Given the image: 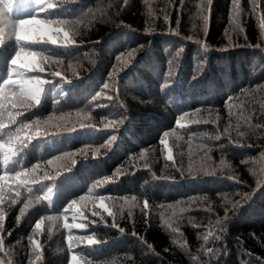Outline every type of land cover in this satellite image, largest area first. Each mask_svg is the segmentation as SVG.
I'll return each mask as SVG.
<instances>
[{
  "label": "trees",
  "instance_id": "16d2710c",
  "mask_svg": "<svg viewBox=\"0 0 264 264\" xmlns=\"http://www.w3.org/2000/svg\"><path fill=\"white\" fill-rule=\"evenodd\" d=\"M0 11V264H264V0ZM33 18L73 43L17 45L15 22ZM21 46L39 68L11 64Z\"/></svg>",
  "mask_w": 264,
  "mask_h": 264
},
{
  "label": "snow or ice",
  "instance_id": "6c2138e0",
  "mask_svg": "<svg viewBox=\"0 0 264 264\" xmlns=\"http://www.w3.org/2000/svg\"><path fill=\"white\" fill-rule=\"evenodd\" d=\"M210 2V0H209ZM233 3H237V0H233ZM49 8H54L56 7L55 3H51L48 5ZM18 27H19V31L16 33V38L15 41L17 43V45H20L21 42H26L27 45L32 46V45H37L40 43H46V42H50L51 44H57L58 43V36L54 35V33L59 34V33H63V45L67 46L71 43H73V41L70 39V35L68 31H65L64 28L62 27H53V24H59L61 22L56 21H45V20H39V19H23L20 20L18 22H15ZM32 26H37L35 29L32 28ZM46 38V39H45ZM0 44H3L2 39H0ZM41 55V53L36 52V51H31V52H25L24 51V47L21 46L19 51H17L14 55V58H12L11 60V64L12 65H20V67L23 68H28L29 70H36L37 68H39V65L35 64V63H29V64H23L21 63V58L22 57H26V58H31L32 61H35L37 59V57H39ZM129 57L132 56V53L130 52ZM121 59H123L121 57ZM41 71L43 70L42 68L40 69ZM53 75H57L59 76L60 73L56 72L53 73ZM113 76H115V70L113 71ZM10 82V79H6L4 81V84L7 85ZM29 83L34 84V87L29 91L28 93V98L32 101L35 102V104H39L40 102V98H41V93L43 92L44 88H43V84L45 83V81L40 80L39 78H37L35 81H31ZM110 87V85L108 83H105L103 88L104 89H108ZM101 95H103V93H101ZM181 119H184L183 117H181ZM122 122V121H121ZM194 123H199L200 121H193ZM206 122V121H205ZM36 124H39V121L35 122ZM31 127V125H22L21 128H29ZM180 127H184L183 124H180ZM0 128H3V124L0 123ZM18 132L20 131V129L17 130ZM11 135H15V134H10V138ZM36 135H40V133H36ZM169 133L165 132L164 133V137L165 139L161 140V143L164 145H167V137H168ZM32 137L29 136L27 137V139H31ZM217 139H219V137H216ZM116 140L115 136H112L111 141H109V145ZM21 141L23 142V138H21ZM108 145H106L107 147ZM5 148V144L4 143H0V150H3ZM9 152H11L12 155H15V152H12L11 148L8 149ZM97 151H99L97 149ZM9 155L5 154L3 157V163L5 165H7L9 163ZM167 159L171 160L172 159V151L169 148L168 149V155H167ZM49 164L52 163V161H48ZM37 168L40 167V165L36 166ZM34 171V169H33ZM17 176H19V173L17 174ZM46 179H48L49 177H45ZM5 179L4 177H0V180ZM29 191H31V189H29ZM49 193H51V189L48 190ZM83 199V198H82ZM104 197L100 196L99 200H100V207L104 208L106 211H108V214L111 216L112 212L107 208V206L104 203ZM48 200H50V196L48 198ZM147 206V204H145V207ZM25 207H27V205H25ZM74 207H77V201L73 200L69 205L68 208L72 209ZM77 211H79V208L77 207ZM24 214V210H21V215ZM2 221H3V216L0 215V227H2ZM43 224V220H41L39 223L35 224V229H40L41 225ZM115 226V225H113ZM65 228L68 229H72V228H83L84 225L83 224H65L64 225ZM121 231H123V229H121ZM73 238L71 235H69L68 240L71 241ZM87 243L88 244H95L97 243V241L92 237V236H88L87 238ZM3 241L0 240V244H2ZM39 242H35V247L39 248ZM72 264H77V257L76 256H72Z\"/></svg>",
  "mask_w": 264,
  "mask_h": 264
},
{
  "label": "clouds",
  "instance_id": "9594fccd",
  "mask_svg": "<svg viewBox=\"0 0 264 264\" xmlns=\"http://www.w3.org/2000/svg\"><path fill=\"white\" fill-rule=\"evenodd\" d=\"M0 14H2V11H0Z\"/></svg>",
  "mask_w": 264,
  "mask_h": 264
}]
</instances>
